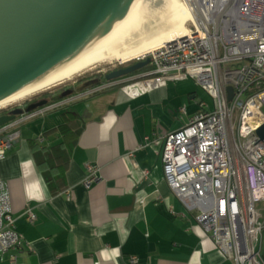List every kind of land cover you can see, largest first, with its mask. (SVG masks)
Returning a JSON list of instances; mask_svg holds the SVG:
<instances>
[{
	"label": "crops",
	"instance_id": "1",
	"mask_svg": "<svg viewBox=\"0 0 264 264\" xmlns=\"http://www.w3.org/2000/svg\"><path fill=\"white\" fill-rule=\"evenodd\" d=\"M83 80L70 88L71 95L50 94L62 97L60 107L18 125L21 138L0 161L16 230L32 247L24 244L15 251V263L5 254L0 264H235L164 176L166 136L202 111L194 86L159 83L134 95L127 84L114 82L92 93L95 88L84 90ZM77 121L83 131L69 162L58 171L68 189L54 195L34 146L59 143L61 127ZM87 164L100 169L90 187L85 185ZM28 209L37 216L34 223ZM263 242L264 237V256ZM132 257L138 261L131 262Z\"/></svg>",
	"mask_w": 264,
	"mask_h": 264
},
{
	"label": "built area",
	"instance_id": "2",
	"mask_svg": "<svg viewBox=\"0 0 264 264\" xmlns=\"http://www.w3.org/2000/svg\"><path fill=\"white\" fill-rule=\"evenodd\" d=\"M180 1L192 15L186 36L146 56L151 69L125 84L137 95L151 85L192 78L212 97L214 110L202 103L188 124L166 136L165 180L186 210L197 212L198 224L227 258L235 264H264V217L257 210L264 200V142L256 134L264 124V0ZM228 87L234 89L231 100ZM60 106L49 105L0 127V161L20 140L18 125ZM86 168L90 187L100 169ZM26 215L31 223L37 220L31 209ZM24 244L32 250L16 230L9 185L0 180V258L10 254V261L17 262L15 251Z\"/></svg>",
	"mask_w": 264,
	"mask_h": 264
},
{
	"label": "water",
	"instance_id": "3",
	"mask_svg": "<svg viewBox=\"0 0 264 264\" xmlns=\"http://www.w3.org/2000/svg\"><path fill=\"white\" fill-rule=\"evenodd\" d=\"M145 1L0 0V99L83 51L110 26L133 16ZM150 65L151 59L146 58L108 74L106 81L135 74ZM228 92L231 100L233 87H228ZM45 105L48 102L2 114L0 127ZM256 134L264 142V124Z\"/></svg>",
	"mask_w": 264,
	"mask_h": 264
},
{
	"label": "bare ground",
	"instance_id": "4",
	"mask_svg": "<svg viewBox=\"0 0 264 264\" xmlns=\"http://www.w3.org/2000/svg\"><path fill=\"white\" fill-rule=\"evenodd\" d=\"M191 13L180 0H146L129 19L110 26L83 51L40 78L0 99V111L75 79L97 65L128 64L187 34Z\"/></svg>",
	"mask_w": 264,
	"mask_h": 264
},
{
	"label": "trees",
	"instance_id": "5",
	"mask_svg": "<svg viewBox=\"0 0 264 264\" xmlns=\"http://www.w3.org/2000/svg\"><path fill=\"white\" fill-rule=\"evenodd\" d=\"M151 69V65L146 67L145 69L139 72H147ZM102 74L95 76L91 79H85L83 82H80L84 85V90H91L98 86H101L106 82L105 78ZM62 97H57L52 99V103H56L60 101ZM84 124L81 122H75L70 124H65L61 127L62 134L64 138L62 140L52 146H39L36 144L37 147L35 148L36 151V158L39 160V167L48 183V186L52 192V194L57 195L63 190L68 189L67 186L61 184V178L58 176V171L63 166L69 162L71 158V153L73 152L74 148L76 147L78 140L81 136L83 131ZM58 177H57V176Z\"/></svg>",
	"mask_w": 264,
	"mask_h": 264
},
{
	"label": "rangeland",
	"instance_id": "6",
	"mask_svg": "<svg viewBox=\"0 0 264 264\" xmlns=\"http://www.w3.org/2000/svg\"><path fill=\"white\" fill-rule=\"evenodd\" d=\"M146 58L147 57H144V58L138 59V60H145ZM138 60H135V61H138ZM128 64H130V63H128ZM121 65H122L121 62H119L117 60H113L112 62H106V63L99 64L95 68H93L92 70L84 72L83 74H81L80 76L76 77L75 79H73L71 81H68L62 85L53 87L49 90L40 92L37 95H34L27 100L21 101L20 103L13 104L12 106H15V105L25 106L31 100H34L37 97L38 98L44 97L45 99L50 100V99H52L51 95H50V94H52V92H55L57 94L61 93L65 88H71V87L76 86V84L83 79L87 80V79L94 78L95 76H98L99 74L103 75V74L109 72L110 70H112L118 66H121ZM125 65H127V64H125ZM240 66H241V63H239L237 66H235L233 68H237ZM169 82L172 84H175V85L178 84L180 86H185V85L194 86V89H195L194 91L197 92V98L196 99H197V103H199V106H198L199 109L201 110V108H202L201 104L202 103L207 104V107L205 110H210V109L214 110L215 109V101L212 99L211 96H209L205 92V90L200 85L197 84V82L194 79L188 78V79H180V80H171ZM192 102H194V101H192ZM12 106H8L6 109L0 111V113L10 109ZM238 123H239V111L236 112L235 119H234V124H235L236 130L238 129ZM21 128H25V126H23ZM257 210L264 217V200L257 204ZM263 252H264V242H263Z\"/></svg>",
	"mask_w": 264,
	"mask_h": 264
},
{
	"label": "flooded vegetation",
	"instance_id": "7",
	"mask_svg": "<svg viewBox=\"0 0 264 264\" xmlns=\"http://www.w3.org/2000/svg\"><path fill=\"white\" fill-rule=\"evenodd\" d=\"M139 61H141V60L135 61V62L130 63V64H127V65L122 64L121 66H118V67H116V68L110 70L109 72L103 74V76H104L103 78H105V80H106V76H107L108 74H110V73H112V72H114V71H117V70L123 69V68H127V67H129V66H132V65L138 63ZM143 73H144V72H137V73H135V74H132V75H129V76H126V77H123V78H120V79H117V80H114V81H111V82H107V81H106V82H107V83H114V82H117V83H119V84H125L126 82L131 81V80H133V79L139 77V76L142 75ZM93 80H95V78H94ZM103 85H104V84H103ZM101 86H102V85H101ZM98 87H99V86H98ZM70 91H72V89H70V88H65V89L61 92V94L68 93V92H70ZM41 102H48V105H45V106H43V107H41V108H37L36 110H33V111L29 112V113L26 114V115L34 114V113H36V112H39V111L42 110V109H45V108L48 107L49 105L57 104V102H56V103H52V102L50 103V100L45 99L44 97H39V98L37 97V98H35L34 100H31V101H30L28 104H26L25 106H21V105H15V106H12L10 109L1 112L0 115H2V114H11V113H12L13 111H15V110H26V109H28L29 107H32L33 105H36V104L41 103ZM58 103H59V102H58ZM26 115H25V116H26ZM36 116H37V115H35L34 117H36ZM19 118H22V116H18V117L16 118V120L19 119Z\"/></svg>",
	"mask_w": 264,
	"mask_h": 264
}]
</instances>
